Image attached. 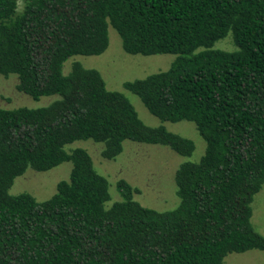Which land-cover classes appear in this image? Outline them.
Here are the masks:
<instances>
[{"label": "trees", "instance_id": "trees-1", "mask_svg": "<svg viewBox=\"0 0 264 264\" xmlns=\"http://www.w3.org/2000/svg\"><path fill=\"white\" fill-rule=\"evenodd\" d=\"M109 29L127 55H173L167 70L122 88L160 122L193 124L203 141L202 156L175 171L170 210L140 205L138 189L111 186L86 150L67 149L91 141L108 161L124 142L185 159L195 150L144 124L97 70L62 72L71 57L103 54ZM225 39L231 50L216 47ZM0 76L35 101L54 97L0 108V264H225L264 252L251 222L264 185V0H0ZM62 163L68 179L48 199L9 194L26 171Z\"/></svg>", "mask_w": 264, "mask_h": 264}, {"label": "rangeland", "instance_id": "rangeland-1", "mask_svg": "<svg viewBox=\"0 0 264 264\" xmlns=\"http://www.w3.org/2000/svg\"><path fill=\"white\" fill-rule=\"evenodd\" d=\"M22 1L18 2V10ZM109 44L99 56H74L63 65L62 72L67 74L73 63L87 69L97 70L102 76L108 90L122 93L135 108L139 118L148 126L163 125L168 131L191 140L195 150L189 159L182 158L166 147L124 142L122 152L115 160H104L100 156V146L91 141H78L67 147L68 150L81 148L90 155L95 168L113 186L118 180H124L139 193L134 199L142 206L157 211H166L178 203L174 174L185 160L197 161L203 154L204 144L195 127L189 122H160L151 116L140 100L133 94L124 91V82L144 78L145 76L165 71L170 66L173 55L131 56L121 47L117 34L109 29ZM217 48L231 50L229 39L216 44ZM14 77L0 76V108L15 109L20 107L38 108L47 105L54 97H43L35 101L16 89ZM71 169L70 163H62L47 172L26 171L16 178L9 190L10 195L28 193L37 201L51 197L60 181H66ZM112 191H114L112 187ZM113 198L117 199L115 192ZM252 219L254 228L264 236V185L254 196L252 202ZM225 264H264V252L252 250L245 253H232L225 257Z\"/></svg>", "mask_w": 264, "mask_h": 264}]
</instances>
